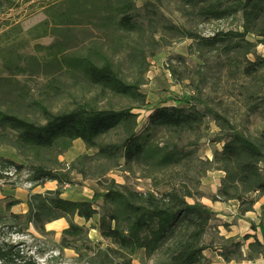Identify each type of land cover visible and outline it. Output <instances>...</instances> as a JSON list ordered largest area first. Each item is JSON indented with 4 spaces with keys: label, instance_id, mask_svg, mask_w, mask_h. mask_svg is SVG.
Wrapping results in <instances>:
<instances>
[{
    "label": "trees",
    "instance_id": "obj_1",
    "mask_svg": "<svg viewBox=\"0 0 264 264\" xmlns=\"http://www.w3.org/2000/svg\"><path fill=\"white\" fill-rule=\"evenodd\" d=\"M59 6L63 10L52 15L55 24L72 23L83 37L97 32L105 44L91 43L77 55L51 60L45 68L69 70L80 85L96 94L92 100L76 98L72 109L55 111L54 102L46 99L29 103L25 108L16 77L27 69L40 73L44 65L32 57L26 62L24 55L11 48L2 50L0 146L15 149L24 163L0 156V181L12 188L46 181H57L60 187L44 194H32L26 214L0 216V224L26 222L27 226L33 225L44 232L47 224L65 219L69 226L63 231L62 248L74 250L87 264H135L133 259L140 252L147 259L156 258L155 264H210L204 252L209 248L206 236L216 214L200 201L204 194L193 191L181 173L183 169L186 173L194 170L197 157L195 150H185L180 144L194 135L195 139L186 147L196 146L204 138L206 120L216 123L219 135L215 141L223 145L222 150L214 152L212 159L199 160L198 177L212 171L224 172L212 200L238 203L243 216L253 212L264 195V130L252 135L232 122L225 112L216 110L211 100L192 97L187 101L188 106L155 107L145 133L141 134L137 130L136 111L148 104L146 94L141 91L149 68L146 60L168 45L167 39H190L202 62L200 83H208L215 66L221 74L224 70L228 75L238 73L247 80L240 86L246 112L257 113L264 107V57L256 51L258 46H264V0H143L141 7L137 0H63ZM169 6L184 15L186 26L166 17ZM239 18L242 30L218 28L209 35L199 30L201 25L234 22ZM50 24L49 20L40 24L43 31L38 34L40 37L71 31L57 26L49 28ZM18 29L21 31L19 26ZM159 34L164 36L157 40ZM149 49L151 52L147 54ZM120 54L126 55L132 67L129 76L123 75L115 61V56ZM250 55H255V60H250ZM172 73L180 82L189 79L179 78L173 67ZM107 96L128 104L119 108L100 106ZM158 130L169 136L164 145L154 141ZM76 140H82L87 150L94 153L82 154L67 166L60 157ZM135 168L142 178L151 181L150 190L139 191L107 179L114 170L133 173ZM24 169L28 171L27 178L20 180L16 175ZM12 170V176L5 174ZM73 174L96 181L103 192H95L91 201L65 199L64 186L74 183ZM163 184L168 185V190L160 192ZM100 200L102 205L96 208L94 205ZM76 218L85 222L96 218L97 222L88 228L75 222ZM260 224L264 232V205ZM92 229L109 242L107 247L89 239ZM242 246V241L232 239L228 248H220L219 253L226 262L242 260L245 258ZM250 248L259 253L264 246L256 240ZM0 264L39 263L27 254L24 243H3Z\"/></svg>",
    "mask_w": 264,
    "mask_h": 264
},
{
    "label": "rangeland",
    "instance_id": "obj_2",
    "mask_svg": "<svg viewBox=\"0 0 264 264\" xmlns=\"http://www.w3.org/2000/svg\"><path fill=\"white\" fill-rule=\"evenodd\" d=\"M63 0H0V62L2 60V50L11 48L14 52L25 56L26 62L29 58H36L44 69L40 73H33L27 69L24 74L16 77V83L19 86L17 89L22 94V99H25L23 106L27 108L29 103L38 100L46 99L49 102H54L55 111L64 109H72L74 107L76 98L78 101L92 100L96 92L89 93L84 85H80L69 70L46 69L45 65H49L51 60H61L64 56L77 55L82 52L84 48L93 44H105L102 35L93 32L83 37L77 32L78 29L72 23L55 24L52 19L54 13H59L63 9L57 7ZM138 5H143V0H137ZM52 6V7H50ZM50 8H55L53 11ZM170 10L165 12L167 18L173 23L181 26H186L187 19L184 15L175 12L172 6ZM49 20L51 23L49 28L57 26L58 28H71L69 32L56 35L51 33L46 36H39L43 34L40 24ZM241 19L234 22H219L216 24H205L199 27L201 34L209 35L216 29H241ZM21 28V31L17 28ZM37 28V29H36ZM93 29V28H91ZM33 30V31H32ZM242 30V29H241ZM164 36V34L157 35V40ZM166 38V37H165ZM254 40L253 37H251ZM168 45L161 47L159 52L154 57H148L146 63L149 64L148 71L144 77L145 84L142 85L141 91L146 94L148 104L139 109L141 115L139 117L138 132L145 133L146 124L144 119L148 112V107L159 104H178L181 106H188V100L196 97L199 101L211 100V105L221 113H226L232 122L239 126L242 130L250 132L252 135H257L264 130V107L255 114H247L244 96L241 95L240 86L247 83L245 78L237 75H228V71L224 70L221 74L217 70V66L211 75L207 78V84L200 83L202 64L198 55L195 53L193 41L185 39L181 41H169ZM105 49H108L105 46ZM257 55L264 57V46L257 47ZM11 52V51H10ZM151 49L147 51V54ZM250 60H255V55L248 57ZM115 61L119 64L123 75L129 76L132 73V67L127 62L125 54L115 56ZM172 67L176 70L178 77L188 76L189 79L179 81L172 73ZM237 71V70H236ZM201 84V85H200ZM201 86V89L199 87ZM198 86V89L197 87ZM201 91V92H198ZM61 96L59 100H56ZM181 102V103H180ZM195 102V101H192ZM180 103V104H179ZM128 104L125 100L107 96L103 101H100V106H114L116 108ZM224 113V114H225ZM154 141L160 145L167 143L169 136L163 130H158L155 133ZM204 138L200 140L196 146L186 147L189 141L195 139L191 135L184 139L180 144L185 150H195L196 164L195 169L186 171L183 169V176L187 177L188 185L193 191H201L204 196L200 201L204 204L206 199H211L215 185V179L212 175L206 173L203 178L198 177L200 162L212 158L216 151H220L222 144L215 141L219 135V127L212 119H207L205 127L202 131ZM78 143H74L72 149L60 157V161L67 166L73 162L82 153V149ZM94 151H89L88 154H93ZM0 156L15 161L18 164H23L17 151L9 146H0ZM14 172V170H12ZM213 172V171H212ZM28 171L24 169L16 175L20 180L27 178ZM139 169L135 168V172H125L123 170H114L107 175V179L113 180L116 183L123 185L127 184L139 191H147L152 187L151 181L140 176ZM15 178V177H14ZM73 184H68L65 192H70L71 195H76L78 198L90 199L94 197L95 192H103L94 180H83L80 175L73 174ZM199 184H198V182ZM168 190V185H161L160 192ZM102 205V201L95 203L98 208ZM262 216V212H261ZM65 220V219H64ZM62 220V223H56L53 229L45 227L44 232H40L34 228L33 225L13 224L11 222L0 224V245L3 243L22 244L26 248L29 255H33L39 264H87L85 259L72 249L62 248L61 242L63 239V231L65 226H69V222ZM6 222V221H5ZM75 222L85 224L88 228L96 225L97 219L90 222H85L80 218H76ZM261 223V222H260ZM261 226V225H260ZM255 228V225H253ZM263 228V227H262ZM89 239L93 243L102 242L103 247L109 245L108 241L101 238L97 230L93 229L89 232ZM135 264H155L156 258L147 259L143 252H140L134 257Z\"/></svg>",
    "mask_w": 264,
    "mask_h": 264
},
{
    "label": "crops",
    "instance_id": "obj_3",
    "mask_svg": "<svg viewBox=\"0 0 264 264\" xmlns=\"http://www.w3.org/2000/svg\"><path fill=\"white\" fill-rule=\"evenodd\" d=\"M148 103V102H147ZM164 105H176L174 104H159L156 106L148 107V112L146 113L144 123L147 125L148 118L151 112L157 106ZM139 117L141 111H138ZM74 143H78L79 147L82 149V153H88L84 142L82 140H76ZM74 145V144H73ZM72 149V148H71ZM70 149V150H71ZM69 150V151H70ZM222 148L220 149V151ZM67 153V152H66ZM65 153V154H66ZM63 156V155H62ZM213 158V155H212ZM211 157L209 159H212ZM212 178L215 179V187L212 190V196L216 195L219 190L222 179L225 173L222 171L209 172ZM60 187L57 181H46L42 184H37L32 186L29 183H24L16 188H12L9 185H0V216H5L10 213L14 214H26L28 212V201L32 194H44L47 191H55ZM64 189L63 197L65 199L73 201H89L90 199L78 198L76 195H71L70 192H65ZM211 199H206L204 204L208 206L216 215L215 219L211 223V230L206 236V244L209 248L204 252V256L207 258L210 264H264V248L261 252L252 251L250 245L258 240L264 246V232L262 229L261 222V212L262 206L264 205V195L260 197L258 203L254 207L253 212H248L247 214L241 216L239 213V204L230 202H220L213 201ZM18 201V204H13V202ZM11 204V205H10ZM8 206L10 209L8 210ZM60 219L58 221L47 224L48 229H53L56 223H62ZM65 221V220H64ZM255 225V228L253 227ZM261 225V226H260ZM68 227L65 226L64 229ZM94 231V230H93ZM250 236L248 240H243L245 236ZM242 241V253L244 259L242 260H232L226 262L220 255V248H228L229 240Z\"/></svg>",
    "mask_w": 264,
    "mask_h": 264
},
{
    "label": "built area",
    "instance_id": "obj_4",
    "mask_svg": "<svg viewBox=\"0 0 264 264\" xmlns=\"http://www.w3.org/2000/svg\"><path fill=\"white\" fill-rule=\"evenodd\" d=\"M13 173H14V172L10 171V172H6L5 174H6V175H10V176H12ZM3 183H4L3 181H0V185H2ZM67 186H68V185H65V186H64V189H66Z\"/></svg>",
    "mask_w": 264,
    "mask_h": 264
}]
</instances>
